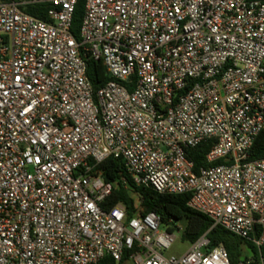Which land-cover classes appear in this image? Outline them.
I'll use <instances>...</instances> for the list:
<instances>
[{"label":"built area","instance_id":"2783aa9c","mask_svg":"<svg viewBox=\"0 0 264 264\" xmlns=\"http://www.w3.org/2000/svg\"><path fill=\"white\" fill-rule=\"evenodd\" d=\"M78 1H0V264H231L206 235L164 257L175 237L124 177L104 180L108 158L135 186L189 195L254 247L243 264H264V159L248 161L264 129V0H82L76 41ZM38 4L50 22L23 11ZM86 59L111 79L96 92ZM207 142L194 173L187 150ZM120 187L131 218L101 208Z\"/></svg>","mask_w":264,"mask_h":264},{"label":"trees","instance_id":"16d2710c","mask_svg":"<svg viewBox=\"0 0 264 264\" xmlns=\"http://www.w3.org/2000/svg\"><path fill=\"white\" fill-rule=\"evenodd\" d=\"M2 2H10L16 0H0ZM48 4L28 5L23 8V11L28 15L35 17L44 22H50L47 17ZM83 17V1L79 0L74 10L71 33L79 41V29ZM86 75L92 85L93 91H98L111 79L108 77L103 65L100 62H95L91 59H86ZM212 142L203 143L195 148L187 150V156L192 161L194 173L201 167L209 166L205 161V156L212 147ZM264 159V129L255 138L250 151L248 161ZM223 161L219 160L211 165H219ZM99 169L102 172L106 182H114L121 177L127 180V184L139 196L141 209L143 214L155 213L159 216L162 223H167L169 220L178 222L185 220L186 227L183 231L182 238L184 241L193 244L201 236L206 235L209 240L208 249L215 247H223L229 256L231 264H235V256H238L241 246L244 245L239 238L228 233L221 227H212L211 221L204 215L195 212L187 207L189 195H161L149 188L135 186L127 175L125 167L120 160L108 158L100 164ZM132 200L129 194L123 189L115 190L102 204V210L108 211L117 204L123 205L127 212V218L133 215ZM248 247L255 252L253 246ZM125 259V258H124ZM96 264H124L115 262L110 257H105Z\"/></svg>","mask_w":264,"mask_h":264},{"label":"rangeland","instance_id":"374dc122","mask_svg":"<svg viewBox=\"0 0 264 264\" xmlns=\"http://www.w3.org/2000/svg\"><path fill=\"white\" fill-rule=\"evenodd\" d=\"M185 227V220H180L177 223L171 224H160V226L158 227V233L163 234L167 231V228H169L171 230L170 232L175 237L174 242L170 245V247L167 250L161 252L164 257H180L192 247L190 243L184 241L182 238ZM245 257H254V252L247 245L241 246L238 256H235V264H243V259H245Z\"/></svg>","mask_w":264,"mask_h":264}]
</instances>
